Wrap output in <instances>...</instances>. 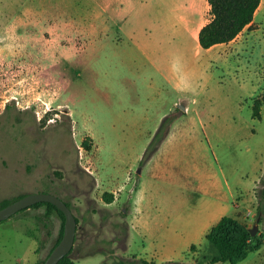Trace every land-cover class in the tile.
I'll return each instance as SVG.
<instances>
[{
  "label": "rangeland",
  "instance_id": "rangeland-1",
  "mask_svg": "<svg viewBox=\"0 0 264 264\" xmlns=\"http://www.w3.org/2000/svg\"><path fill=\"white\" fill-rule=\"evenodd\" d=\"M120 7V0H0V200L46 191L70 201L78 219L75 264H139L148 256L158 264H206L217 254L204 231L209 213L219 211L209 194L219 177L229 214L242 213L238 219L251 228L258 223L264 240V221L256 219L264 0L231 64L187 76L185 90L157 74L121 32ZM149 10L145 19L154 23ZM166 115L174 134L143 160ZM242 171L250 212L235 206L240 190L234 195L228 185ZM140 186L139 216L157 234L150 243L133 232L128 246ZM61 225L59 212L47 214L45 205L0 221V264H44ZM235 264H264V243Z\"/></svg>",
  "mask_w": 264,
  "mask_h": 264
},
{
  "label": "crops",
  "instance_id": "crops-1",
  "mask_svg": "<svg viewBox=\"0 0 264 264\" xmlns=\"http://www.w3.org/2000/svg\"><path fill=\"white\" fill-rule=\"evenodd\" d=\"M120 2L121 32L136 44L138 50L143 52L157 74L166 75L168 78L174 77L179 90H185L183 81L187 76L200 73L203 67L212 69L217 62H222L227 66L231 64V57L234 52L239 53V50L243 48L244 43L248 40V36L256 29L254 28L249 32L247 28L252 24H257L256 16L263 4L262 0L253 21L237 37L229 42H221L204 48L199 42V32L209 20L210 7L208 0H120ZM146 10H149L150 16H154V23L145 19L149 18L145 14L147 13ZM147 27L150 28L149 32ZM174 123L168 136L162 142L160 150L166 146L168 140L174 134L176 129ZM261 170L263 175L264 161ZM159 176L168 178L166 172L163 171L159 172ZM245 177L244 171L237 172L234 183L228 181V185L230 192L234 195L237 190H240V200L236 202L235 206H240L246 212H250L249 203L252 198L249 183ZM258 179L259 177L255 179V183ZM212 185L213 188L210 189L209 194L214 197V202L218 205L219 211L213 210L209 213L208 224L204 231L205 235L222 216L229 214L230 211L229 205L224 202L227 191L224 189L220 178H214ZM244 187H246L245 190ZM138 190L132 210L133 216L129 220L128 246L133 232L143 235L150 243H154L157 234L155 228L139 216V201L142 196L141 186ZM148 257L150 260L157 259L155 257L152 259L151 256Z\"/></svg>",
  "mask_w": 264,
  "mask_h": 264
},
{
  "label": "trees",
  "instance_id": "trees-1",
  "mask_svg": "<svg viewBox=\"0 0 264 264\" xmlns=\"http://www.w3.org/2000/svg\"><path fill=\"white\" fill-rule=\"evenodd\" d=\"M210 4V20L202 27L199 34V41L202 47L208 48L214 44L221 42H229L247 26L249 25L256 14L262 0H208ZM254 116L261 117V107L257 104L254 105ZM174 118L170 115H166L158 130L156 131L152 141L147 147L143 160L150 158L154 152L158 149L161 142L169 132V128ZM263 188L259 194V203L257 207L256 219L258 222L264 221V176L262 177ZM25 195V194H23ZM5 198L0 200V208L6 206L12 201L18 199ZM58 195V194H57ZM61 197V196H60ZM104 198L107 202L114 200V193L106 191ZM64 199V198H63ZM67 204L72 208L70 201L64 199ZM45 205L47 207V214L56 210L62 217V225L60 234L48 252L46 258L54 249V247L61 241L64 234L65 227V213L60 210L54 203L49 201H39L34 203L30 207H40ZM29 208V207H27ZM26 209V208H24ZM22 209V210H24ZM20 210V211H22ZM243 216L242 213H236L233 215L226 214L211 228L206 234L207 240L211 242L217 249L215 254L206 264H216L220 261H229L231 263H237L245 259L250 252L258 250L264 243V240L256 233H251L252 228L247 224L241 222L238 218ZM78 222V219H77ZM77 238V235H76ZM196 247L193 243L191 248ZM64 256L58 264H75L71 252ZM139 264H158L155 260L147 258L139 259ZM45 262V261H44ZM165 264H181L180 260H168ZM102 264H108L103 262ZM118 264H131L126 260H120Z\"/></svg>",
  "mask_w": 264,
  "mask_h": 264
},
{
  "label": "water",
  "instance_id": "water-1",
  "mask_svg": "<svg viewBox=\"0 0 264 264\" xmlns=\"http://www.w3.org/2000/svg\"><path fill=\"white\" fill-rule=\"evenodd\" d=\"M39 201H49L54 203L60 210L65 213L64 234L61 241L54 247L51 253L46 258L44 264H58L59 261L70 253L74 247L77 235V217L73 209L59 195L40 191L27 193L18 199L12 201L6 206L0 208V221L11 217L20 210L30 207ZM258 223L252 228L251 233L255 235L258 232Z\"/></svg>",
  "mask_w": 264,
  "mask_h": 264
}]
</instances>
